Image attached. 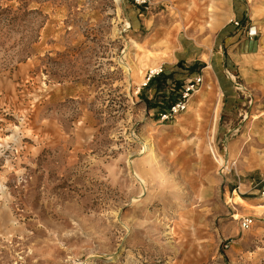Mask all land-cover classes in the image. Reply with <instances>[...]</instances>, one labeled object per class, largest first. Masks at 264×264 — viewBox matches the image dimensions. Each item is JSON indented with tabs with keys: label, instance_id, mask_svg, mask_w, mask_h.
I'll use <instances>...</instances> for the list:
<instances>
[{
	"label": "rangeland",
	"instance_id": "1",
	"mask_svg": "<svg viewBox=\"0 0 264 264\" xmlns=\"http://www.w3.org/2000/svg\"><path fill=\"white\" fill-rule=\"evenodd\" d=\"M258 206L264 0H0V264H264Z\"/></svg>",
	"mask_w": 264,
	"mask_h": 264
},
{
	"label": "crops",
	"instance_id": "2",
	"mask_svg": "<svg viewBox=\"0 0 264 264\" xmlns=\"http://www.w3.org/2000/svg\"><path fill=\"white\" fill-rule=\"evenodd\" d=\"M248 38V39H247ZM247 38H244L242 41L238 42V44H236L230 53L226 52V56H227V61L235 66L236 65V58L237 57H244L247 56L246 54H238L243 52L242 47H244L247 43H249V41H251V39L247 36ZM227 42V41H226ZM227 44V43H226ZM245 51V50H244ZM202 55H206V59H202L199 58L200 62L203 63L205 66L204 68H202L200 71V75L201 78L203 80L201 87L199 88V91L195 92L196 97H192V99H190L187 103V107H189L184 111V113H182L183 116L187 117V120H191L193 119L196 114L199 112V114L203 115L208 111V106L212 105V101L210 98L207 97L208 94V90H209V84H212L213 81H209L211 80V75L215 77V73L217 72L218 69H216L215 63L219 64L220 60L224 59V51H221V54L216 55L215 57H212L211 52H205L202 53ZM249 55V54H248ZM243 60V59H242ZM211 64V65H210ZM228 67V66H227ZM230 69H233L232 67L229 66ZM219 76V74H218ZM205 81V84L203 86V83ZM200 93V95L198 94ZM184 117V118H185Z\"/></svg>",
	"mask_w": 264,
	"mask_h": 264
},
{
	"label": "built area",
	"instance_id": "3",
	"mask_svg": "<svg viewBox=\"0 0 264 264\" xmlns=\"http://www.w3.org/2000/svg\"><path fill=\"white\" fill-rule=\"evenodd\" d=\"M149 3V0H133V4L135 6H144ZM151 77V74L147 76L146 81H148ZM202 78L201 76H196L194 79L188 81L186 85L184 86L179 100L169 107V109L161 114L160 120L161 121H168L173 119L176 115L183 113L186 110L187 103L191 99V97L194 95L196 91L199 90V88L202 85ZM243 227H246V224L243 223Z\"/></svg>",
	"mask_w": 264,
	"mask_h": 264
},
{
	"label": "bare ground",
	"instance_id": "4",
	"mask_svg": "<svg viewBox=\"0 0 264 264\" xmlns=\"http://www.w3.org/2000/svg\"><path fill=\"white\" fill-rule=\"evenodd\" d=\"M256 32H255V29L254 28H251L250 29V32H249V35H254ZM127 45H129V46H131V47H134V46H136L137 44L136 43H133L132 41H129L128 43H127ZM138 47V46H137ZM130 49V48H129ZM147 52V51H146ZM128 70V69H127ZM127 70H125V71H127ZM124 71V72H125ZM133 73L134 72H131V70L129 71V77L130 76H133ZM154 73H156V70L155 69H150V71H149V74H151V75H153ZM131 78V77H130ZM144 84V83H143ZM197 92V91H196ZM195 94V93H194ZM146 144H147V142L145 143V145H144V147H146ZM239 201H241V200H239ZM242 202V201H241ZM258 207H264V206H258Z\"/></svg>",
	"mask_w": 264,
	"mask_h": 264
},
{
	"label": "trees",
	"instance_id": "5",
	"mask_svg": "<svg viewBox=\"0 0 264 264\" xmlns=\"http://www.w3.org/2000/svg\"><path fill=\"white\" fill-rule=\"evenodd\" d=\"M151 79H152V78H150V79L148 80V82H150V81H151ZM168 109H169V108H168Z\"/></svg>",
	"mask_w": 264,
	"mask_h": 264
}]
</instances>
